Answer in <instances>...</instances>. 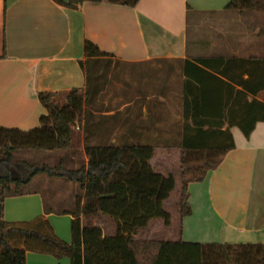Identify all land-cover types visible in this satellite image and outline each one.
<instances>
[{"label": "crops", "instance_id": "0c3cea01", "mask_svg": "<svg viewBox=\"0 0 264 264\" xmlns=\"http://www.w3.org/2000/svg\"><path fill=\"white\" fill-rule=\"evenodd\" d=\"M230 1L139 0L135 6L84 1L67 8L53 0H0V126L21 130L37 126L46 112L37 97L40 91L58 93L60 103L70 89H85L80 61L89 57L85 52L89 41L110 54L112 65L118 61L136 75L132 85L117 95L124 100L116 108L96 98L101 110H93L89 142L157 145L150 164L164 174L154 168L155 156L173 152L180 157L179 148L162 146L174 141L182 122L178 60L215 55L206 54L213 47L211 34L218 31L208 19L239 16L237 25L224 23L217 32L222 38V52L217 55L264 57V23L257 17L261 10H235L228 7ZM231 50L236 53L230 54ZM256 98L264 101V90ZM231 133L235 148L201 182L188 184L190 213L180 220V232L177 209L167 208L168 199L163 206L170 213V225L155 218L146 227L155 222L168 233V240L264 243V122H258L248 138L236 126ZM84 137L82 120L73 128L71 145L81 144L84 150ZM40 173L31 179V192L4 199L3 217L8 222L43 217L69 243L73 219L69 211L74 209L78 184ZM56 203L63 204L60 210ZM26 264H70V259L29 250Z\"/></svg>", "mask_w": 264, "mask_h": 264}, {"label": "trees", "instance_id": "16d2710c", "mask_svg": "<svg viewBox=\"0 0 264 264\" xmlns=\"http://www.w3.org/2000/svg\"><path fill=\"white\" fill-rule=\"evenodd\" d=\"M53 1L77 8L84 1L135 6L139 0ZM262 6L264 0H231L228 5L236 10ZM85 52L89 57L80 61L86 76L85 89H70L63 104L56 101L58 93L40 91L37 97L46 112L37 126L29 130L0 126V264H26L29 250L56 258L66 256L70 264H264V243L133 237L152 219L170 224L171 216L163 202L175 188V178L155 171L150 164L157 145L89 142L93 110H101L96 98L109 83L106 71L113 59L89 41L85 42ZM178 61L182 122L174 141L162 146L180 150L179 233L180 220L190 213L188 184L201 182L235 148L232 127L248 138L256 124L264 122V101L256 98L264 90V57L215 54ZM82 120L88 160L78 167L14 161L19 150L39 149L51 154L70 148L73 128ZM40 172L78 184L80 193L75 196L74 209L69 211L73 215L69 243L60 239L43 217L29 222H8L3 217L4 199L31 192V179ZM99 214L115 220L114 235H104L100 227L89 223V217Z\"/></svg>", "mask_w": 264, "mask_h": 264}, {"label": "rangeland", "instance_id": "374dc122", "mask_svg": "<svg viewBox=\"0 0 264 264\" xmlns=\"http://www.w3.org/2000/svg\"><path fill=\"white\" fill-rule=\"evenodd\" d=\"M263 7V6H262ZM261 10V13L258 14V18L260 22L264 23V7L263 8H257ZM236 10V9H235ZM239 16L236 13H232L229 16L228 21H221L219 18L214 19H208V22L212 24L213 27H217L218 31L221 32V26L226 23V25L229 23V25H237V20ZM204 21V20H203ZM207 21V20H206ZM205 24V22H204ZM207 24V23H206ZM211 26V27H212ZM237 28V26H236ZM214 31L211 35H213L212 38V46L211 48L207 50L206 54H217L222 52V47L220 46L222 38L221 33H218ZM217 35V36H216ZM230 54L236 53L229 51ZM107 78L109 79V83L106 85V88L104 92L98 97V103H102L103 105H106V107L110 108H116L118 106L119 101L124 100L123 96H117L120 93H123V91L132 85L133 80L136 79V75L132 74V70L129 69L128 66L122 65V64H115L114 67L111 63L109 68L106 71ZM60 98V104H63L64 98ZM97 103V102H96ZM85 152L82 149L81 144H74L71 145L70 148L66 150H57L52 152L51 154L44 151V150H19L15 153L14 161L16 160H25L29 163L33 164H46L47 166L54 167L58 166L59 164L65 165L67 168H76L80 165L81 161H85ZM86 155V154H85ZM179 164H180V157L177 156V154L171 152L170 154L165 155V157L156 155L153 161L154 168L158 171L164 172L163 175L173 174L175 178V185L176 187L171 192V197L168 198V202L166 204L167 208L171 210L172 212L176 211L178 208V200H179V194H180V185H181V177H180V171H179ZM54 169V168H53ZM41 177H50L45 172L40 173ZM43 183V182H42ZM45 184L41 186L42 189H44ZM78 194L80 193L79 187L77 186ZM50 206V205H49ZM61 206L63 204L56 203L55 207L57 210L61 209ZM178 213V212H177ZM106 216V217H105ZM93 216L88 219L90 224L101 226L103 228V232L107 234L108 236L114 235L116 231V222L115 220L110 216ZM171 219V218H170ZM161 220V219H160ZM86 220H84L85 222ZM163 226H169L165 225L164 222L161 220ZM179 224H177V230H178ZM164 228L159 227L155 222L151 224V227L142 228V230L138 231L134 238L138 237V239L148 240V239H154V240H168L169 237L168 233L163 230Z\"/></svg>", "mask_w": 264, "mask_h": 264}]
</instances>
